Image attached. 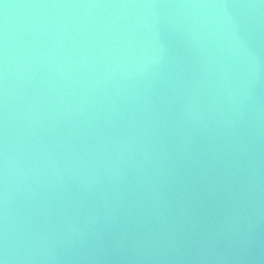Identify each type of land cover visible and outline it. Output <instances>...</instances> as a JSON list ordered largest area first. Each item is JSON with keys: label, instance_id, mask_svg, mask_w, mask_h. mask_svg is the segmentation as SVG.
Instances as JSON below:
<instances>
[{"label": "water", "instance_id": "water-1", "mask_svg": "<svg viewBox=\"0 0 264 264\" xmlns=\"http://www.w3.org/2000/svg\"><path fill=\"white\" fill-rule=\"evenodd\" d=\"M5 244L8 264H264V0H3Z\"/></svg>", "mask_w": 264, "mask_h": 264}, {"label": "clouds", "instance_id": "clouds-1", "mask_svg": "<svg viewBox=\"0 0 264 264\" xmlns=\"http://www.w3.org/2000/svg\"><path fill=\"white\" fill-rule=\"evenodd\" d=\"M8 7H9V5H6L5 9H7ZM221 7H226V6L222 5ZM9 258H10L9 257V249L7 247V244H5L3 257L0 258V264H8Z\"/></svg>", "mask_w": 264, "mask_h": 264}, {"label": "snow or ice", "instance_id": "snow-or-ice-1", "mask_svg": "<svg viewBox=\"0 0 264 264\" xmlns=\"http://www.w3.org/2000/svg\"><path fill=\"white\" fill-rule=\"evenodd\" d=\"M0 3H3V0H0ZM7 4H4V7L6 6Z\"/></svg>", "mask_w": 264, "mask_h": 264}]
</instances>
